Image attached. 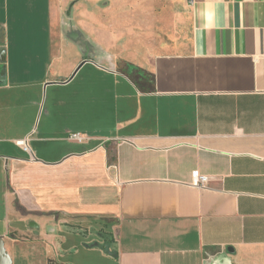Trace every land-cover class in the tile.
<instances>
[{
    "label": "crops",
    "instance_id": "0c3cea01",
    "mask_svg": "<svg viewBox=\"0 0 264 264\" xmlns=\"http://www.w3.org/2000/svg\"><path fill=\"white\" fill-rule=\"evenodd\" d=\"M73 1L0 0L1 255L264 264V0H174L179 29L147 56L144 88L93 10L119 5ZM68 23L93 47L81 68Z\"/></svg>",
    "mask_w": 264,
    "mask_h": 264
},
{
    "label": "rangeland",
    "instance_id": "374dc122",
    "mask_svg": "<svg viewBox=\"0 0 264 264\" xmlns=\"http://www.w3.org/2000/svg\"><path fill=\"white\" fill-rule=\"evenodd\" d=\"M119 5L114 11L93 10L103 17L106 34H114L119 38L113 52L119 60L121 70L144 88L150 85L151 76L144 68L147 56L154 47L162 42L170 41L180 26L179 5L174 0H109ZM77 0L73 1V5ZM34 74L33 81L41 80L45 73ZM30 79V80H31ZM144 85V86H143ZM26 92L34 98L37 88H27ZM42 109L47 108L48 92L43 88Z\"/></svg>",
    "mask_w": 264,
    "mask_h": 264
},
{
    "label": "water",
    "instance_id": "95a60500",
    "mask_svg": "<svg viewBox=\"0 0 264 264\" xmlns=\"http://www.w3.org/2000/svg\"><path fill=\"white\" fill-rule=\"evenodd\" d=\"M64 33L66 34V37L72 41L78 48L81 50L84 54V57L86 58V61H83L79 68H81L88 60L94 59L95 55L92 53H87V51L91 49L92 44L90 43L89 40L85 39L83 34L80 32L79 29H77L74 25L71 23L65 24L64 25ZM93 48V47H92ZM71 80V79H70ZM95 246V245H94ZM93 247V246H92ZM229 252H234L233 249H228ZM2 252H0V255ZM4 256V263L10 264V262L7 260V255L4 252V255H1V257Z\"/></svg>",
    "mask_w": 264,
    "mask_h": 264
},
{
    "label": "built area",
    "instance_id": "2783aa9c",
    "mask_svg": "<svg viewBox=\"0 0 264 264\" xmlns=\"http://www.w3.org/2000/svg\"><path fill=\"white\" fill-rule=\"evenodd\" d=\"M71 139L76 141V142L83 143L86 140V137L84 135L76 133V134L71 135ZM19 144H20V146L24 147L25 151L29 150L26 141H21V142H19ZM209 182L210 181H209L208 177L200 176L198 173L194 174L193 184L195 187H198V188L205 187L209 184Z\"/></svg>",
    "mask_w": 264,
    "mask_h": 264
}]
</instances>
